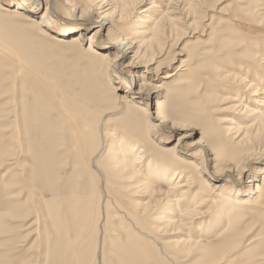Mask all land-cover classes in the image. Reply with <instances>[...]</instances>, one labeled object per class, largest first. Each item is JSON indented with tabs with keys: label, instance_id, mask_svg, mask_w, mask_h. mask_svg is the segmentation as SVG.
Returning <instances> with one entry per match:
<instances>
[{
	"label": "rangeland",
	"instance_id": "374dc122",
	"mask_svg": "<svg viewBox=\"0 0 264 264\" xmlns=\"http://www.w3.org/2000/svg\"><path fill=\"white\" fill-rule=\"evenodd\" d=\"M32 1L1 0L8 7ZM91 1L104 7L100 0ZM108 1L112 6L113 0ZM39 2L34 4L37 21L45 18L56 30L65 26L64 16L49 19L46 0ZM130 8L123 24L109 26L99 40L92 37L98 48L120 35L145 44L136 55L145 62L136 74H153L151 96L137 98L141 82L129 90L113 82L120 88L122 107L105 61L115 54L107 58L102 49L85 51L92 40L87 36L98 26L95 21L88 22L82 42L74 44L72 35H40L35 22L0 10V264H264V175L257 172L264 169V126L252 117L254 110H264V70L250 59L264 58V27L253 22L263 14L264 0H141ZM166 17L156 39V25ZM65 19L73 21L70 15ZM73 28L74 35L80 32ZM221 73L253 86L248 90L232 78H219ZM256 86L262 95L253 94ZM146 110L168 122L148 134L151 116H145ZM106 114L117 121L130 118L127 134L144 138L140 143L148 149L162 137L167 141L161 149L172 147L185 131L171 135L169 128L191 124L197 130L188 145L210 139L219 159L223 152H233L231 161L223 160L235 162L232 167L251 166L234 182L238 189L250 187L249 192L241 191L236 203L214 196L218 202L190 225V240L199 244L194 248L177 244L185 238L182 233H155L160 224L154 219L160 215L140 218L128 188L104 185L91 170L94 163L109 172L110 144L99 154L98 142L88 138L90 128ZM78 119L86 125L77 130ZM109 123L108 134L115 127L114 120ZM254 123L246 141L237 145L238 136L232 138L238 125ZM192 152L200 163L201 152ZM155 153L160 156L156 159L174 163ZM256 174L255 184L247 183ZM149 180L155 184L158 179ZM200 190L198 186L196 192ZM171 204L161 212L172 211ZM230 224L238 231H229Z\"/></svg>",
	"mask_w": 264,
	"mask_h": 264
},
{
	"label": "bare ground",
	"instance_id": "6f19581e",
	"mask_svg": "<svg viewBox=\"0 0 264 264\" xmlns=\"http://www.w3.org/2000/svg\"><path fill=\"white\" fill-rule=\"evenodd\" d=\"M39 1L41 0H33L32 3H23V5L18 4V6L13 5L11 7H8L5 6L6 4L3 5L0 0V10L5 11L6 13H10L11 16L18 19L21 18L25 21L28 20L30 22H35V24H37V29L39 30L40 35H52V31H56L59 35L57 36L54 34L56 36L54 38L57 39H60V37L62 38L63 36L72 35V38H70V42L76 44L78 42L81 43V39L84 35H86L85 32L88 31V22L95 21L94 23L98 24V26H96V29L93 30V32H91L89 36H87L88 39H92V37H95L99 40L101 33L107 31V29H109V26L113 27V29H116V25L123 24L126 14L128 15L130 6H137L141 0H113L112 6L111 4H107V2H109L108 0H100V2L103 3L101 5L104 6L101 8L94 7L100 5L97 3L93 4L91 0H46L45 12L49 14V19H56L55 15H57L58 17L59 15L62 16L60 17L61 19H63L64 16V20L62 21H64L65 26L60 27L58 30L51 29L49 23L45 18L40 19L39 21L36 20L37 13H35L34 4H39ZM106 4L107 6H105ZM155 7L156 6H154L153 8ZM253 8L256 7H252L251 10H253ZM60 10H62L61 12L64 13L63 15H61ZM251 14L252 11H250V16H248L250 17V19L253 17V15ZM67 15H70L73 21L66 20L65 18ZM259 16H255L256 19H259L253 20V22H257V24L259 23L257 27H264V10L263 14H260ZM166 19L167 17L161 19V21L157 23V27L155 30L158 29V33L153 34V36L155 35L156 39L160 32H162L161 30L159 31V27L160 29L162 28L161 23H163ZM67 25L69 26V28L67 27ZM73 27H76L78 30H80V32L78 31L74 35L72 30ZM69 30L72 31L70 32ZM88 44L89 47L85 48V51L89 53L102 49V52L107 58L108 55H111L112 57L113 53L115 54L113 58L109 60L105 59L108 64L107 74L113 75V85V82H115L116 84L118 83L119 85H122L121 90H125V88L129 90L132 87H135L137 83L141 82L140 87L138 88L137 98L148 99L151 96V88H153V86L150 85V80L152 79L151 77L153 76V74L152 76H150L149 74L141 76L136 74L138 73L136 70H139L140 65L144 66L145 63L143 59L140 58L141 60H138V58H136V55L138 56L141 48L145 46L144 43L139 42L135 45L132 40L129 41L127 38H124V36L122 37V35H120L119 37L115 36L114 38L109 39L105 47L102 48H98V45L96 44V41H94V39L89 40ZM143 51H145V48H143ZM133 52L135 53L131 55V53ZM142 55L143 57L145 56L144 54ZM250 59L253 62H257V64H259V66L264 70V58L260 57V59H257L256 55H252V58ZM220 77L224 78V80L232 78L231 73H221L219 75V78ZM232 79L234 80V82L237 81L240 84H245L246 82V79L238 78L237 76H234ZM104 84H107V80L104 82ZM244 86L247 87L248 90H250L253 84L248 83ZM256 87L257 91H253V94L259 95L262 92L259 91L260 89L258 86ZM113 90L115 91L116 102L119 103V107H122V105H124V101L122 100V98H120V88L114 85ZM122 95L123 94H121V96ZM133 106L134 109L137 108L135 102H133ZM242 109L248 111L246 105H243ZM120 110L121 108L118 110V112ZM254 111V114L252 115L253 119H255L256 123H263L262 125L264 126V110L260 111L257 109ZM145 113L147 114L145 116H151L148 120V134L155 133L158 127L160 128L162 124L168 122L166 121L165 117L161 116L159 113H149L147 112V110L145 111ZM112 115L113 114H106L104 116L105 119L101 120L99 124L94 123L96 125L93 124V128H90L88 132V138L94 142H98V144L100 145L99 154L105 149V146L107 147V145L110 144V155L113 152V156H111V158L106 162L108 163L109 172L107 171V173L105 171V173L103 171H100L94 163L91 164V170L101 176V183H104V185H109V187L114 188L112 187L114 186V183H121L123 184V186L128 188V194H131V198H134V212L138 214L140 218L143 217L145 220L148 219L151 214L160 215L159 219H154L155 221H158V224H160L159 226L153 228V231L155 233H161V231L164 233L171 231H174L175 233H182L183 237L185 238H183L182 240L180 239L177 244H180L184 248H194L199 244L190 240L192 238L190 225L200 218L203 219V217L208 214L211 209L210 206L208 207L210 203L214 205L218 202L217 200H215L214 196L221 197V199L225 198L229 202L236 203L235 200H239L238 197H240V193H244L241 191L249 192L250 187L238 189L234 186V182L237 183V181L246 176L251 166H246V163L245 165L239 163L236 164L237 167H232L235 166V162H231V164H228L227 161H231V158L234 157L233 152H223V157L219 159L217 155H219L220 152H218L217 149L211 147L209 142L210 139L204 140V138H198L190 143V145H188L187 143L189 139L192 138V136L195 134V130H197V128L192 126L190 123V125H186L187 127L171 126L169 128V130H171V135H173V133L177 129L185 131L184 134L179 136L172 147L162 150L161 145H164V143L167 141L164 140V137H162V141L158 140L156 143L153 141L155 145L154 148L152 147V149H148L147 146L141 145L140 143L141 141H144V138L140 137L141 139H134L131 137V135L127 134L131 131L126 129L125 125L127 122H132L128 117L124 118V120L119 121L110 118L111 120H114L113 124L115 125V127L113 129V132L108 134V125L111 124L109 123V117ZM74 124V129L77 130L81 128L80 126L86 125L85 122L80 119L75 121ZM254 126L255 123L254 125L245 128L238 125L236 134L232 139L238 136V138L234 140L236 141L235 143L237 145L239 143H244L247 136L249 135L248 133L250 129L254 128ZM95 133H98L97 138L95 137ZM111 137L120 140L119 142L121 143L119 144V142H115L114 139H110ZM214 139L215 138H212V140ZM216 139L219 140V137ZM194 148L198 149L201 152L202 161L200 163L198 162V157L196 158V156H194L193 154L194 152H192V149ZM155 151H159L160 153H162V156L173 160L175 164L162 161L161 159H156L160 156L157 157L159 154L155 153ZM152 152H154L155 154ZM90 157H93L92 154H90ZM223 159H226L227 161H224ZM261 160L264 161V158H262ZM174 166L175 171L173 174H171L173 170L172 167ZM257 172L264 175V169H258ZM185 173H191L192 175L190 177H187L185 176ZM154 177H156L158 180L155 184H152L149 179ZM257 177L258 175L256 174V176H253L247 183H249L250 185L255 184V181H257ZM196 182L200 183L197 184ZM160 185H162L163 187H161ZM198 186H201V190L196 192V188ZM258 192L260 191L256 190V193ZM192 197L195 200L194 203L193 200L190 199ZM167 202H172V211L168 213L161 212ZM206 207L208 208V212L204 211ZM228 230L238 231V229L233 227V224H230V229Z\"/></svg>",
	"mask_w": 264,
	"mask_h": 264
}]
</instances>
